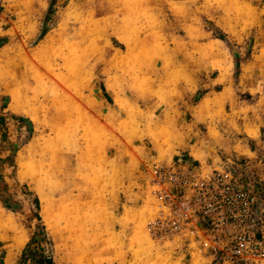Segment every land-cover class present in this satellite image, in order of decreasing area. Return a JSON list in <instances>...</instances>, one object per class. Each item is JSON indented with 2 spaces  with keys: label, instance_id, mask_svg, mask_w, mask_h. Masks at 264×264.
Segmentation results:
<instances>
[{
  "label": "rangeland",
  "instance_id": "rangeland-1",
  "mask_svg": "<svg viewBox=\"0 0 264 264\" xmlns=\"http://www.w3.org/2000/svg\"><path fill=\"white\" fill-rule=\"evenodd\" d=\"M221 2L0 0V231L10 234L4 244L11 255L3 262L0 249L1 264H36L21 258L31 239L30 251L51 257L53 264H125L124 252L107 254L124 246L133 253V264H161L160 257L149 259L160 249L195 250L212 256L210 264H229L202 233L213 227L216 213L206 214L197 194L180 185H170L175 200L162 205L154 194L159 189L156 167L198 173L213 187L212 201L224 188L255 197L257 212L246 224L264 248V73L251 66L241 75L259 50L254 44H264V30L243 33L240 44L227 38L205 13L207 3L217 13ZM236 3L230 1L229 7ZM200 31L225 39L229 55L216 46L190 47L187 41L207 39ZM209 62L212 71L203 72ZM184 67L198 73L186 105L177 92L188 85ZM97 95L113 103V123H89ZM169 97L182 106L164 111ZM72 106H83L84 117L75 116ZM188 124L194 139L205 140L204 146L213 143L210 153L216 160L199 163L181 156L163 164L166 151L159 150L156 158L150 142L169 148L185 137L183 126ZM255 129H260L258 143L247 140ZM112 146L113 156L124 153L131 159L127 169L136 170L134 190L124 187L118 202L134 206L137 222L119 244L99 239L103 214L95 190ZM242 147L255 156L240 153ZM183 200L192 205L201 230L151 235L149 224L175 220L177 202ZM121 211L114 209L115 214ZM228 222L227 228L237 231L236 222ZM251 264L261 263L254 259Z\"/></svg>",
  "mask_w": 264,
  "mask_h": 264
},
{
  "label": "crops",
  "instance_id": "crops-1",
  "mask_svg": "<svg viewBox=\"0 0 264 264\" xmlns=\"http://www.w3.org/2000/svg\"><path fill=\"white\" fill-rule=\"evenodd\" d=\"M221 4L216 6L217 13L213 12L211 5L206 4V15L214 22L215 26L226 35L227 38H232L234 41H237L238 44H240V39L243 40V37H245L247 33L249 32H257L264 30V2L262 0H236L237 7L230 8L229 4L230 1L235 0H222ZM205 2V0H204ZM245 33V34H243ZM201 36L207 37L204 41L201 42H194V41H187V44L190 45V47H193L194 44L205 46V47H213L216 46L219 51L223 55H229L227 48L225 47L223 41L214 38L212 36V32H203L200 31ZM259 47V50L257 52H253L252 59H248L245 62V66L241 68L242 72L241 75L246 76V71L249 69V67L254 66L255 70H261V72L264 73V44L259 42L257 45L254 44V48ZM229 62V61H228ZM182 65V62H178ZM209 66V67H208ZM206 68L203 69V72H209L212 71L210 67V62L205 65ZM176 68H178L176 66ZM183 73L187 75L186 80H188V85L180 86L179 90L177 92L180 94L181 98L183 99V104H187L188 100L193 96L195 90H196V80H197V70H194L193 68H187L184 67ZM253 69V70H254ZM252 70V69H251ZM111 96V95H110ZM112 98V97H110ZM169 104L168 109H164V111L168 110H178L180 107L177 106L179 103V99L176 98H168ZM97 105L92 107V110L90 111L91 117L89 120V123L93 126H103L107 122L113 123V103L108 104L105 103V100L97 95ZM172 104V105H170ZM48 105H51L50 103ZM75 111V114L72 109L69 111V113L74 114L75 116L81 115V117H84V109L83 106H72ZM188 110H192L193 106H188ZM195 108V107H194ZM200 108V105L196 107L195 111L197 113V116H199V112H197V109ZM167 113V112H166ZM184 113V112H182ZM53 112L50 110L49 116L52 118ZM190 115L191 112H190ZM168 116L170 117L168 112ZM89 117V116H88ZM53 120V118H52ZM191 125L183 126V128H186L187 131H184L185 137L182 140L179 141H173L169 148H164L160 144L161 142H150L152 144L151 149L154 151H157V154L155 155L156 158H158V153L163 149L166 151V154L162 157L163 164L167 165L172 163L177 157H185L191 161H198L201 163L200 160L203 162H208L210 158L215 159L214 156H211L210 150L213 149L212 147H209L213 143H209L204 146L205 140H196L193 138V131L190 132L188 129ZM192 130V127H191ZM261 139L260 129H255L253 135H247V140L250 142L258 143L257 141ZM264 142V140H263ZM207 147V148H204ZM214 147V146H213ZM120 149V147H119ZM160 150V151H159ZM107 154L105 156V164H102V175L97 176V180L95 181V190L98 192V207L101 210V214H103V217H100L102 227L101 231L99 232V239H113V241L117 244L120 242L123 243L128 237L131 235V231L133 229V223H136V217L132 213L133 205L128 203H122L118 202L120 197V192L123 191V188H126L127 192H132L134 190V186L132 183V179L134 175H136V170L134 169H127L130 165L131 159L125 158V154L120 152L117 155L113 156V146L107 149ZM197 152V153H196ZM240 153H244L246 155H252L255 156V152H253L249 147H242V150ZM195 154L199 155L200 159L195 157ZM149 154L145 155V158L148 157ZM160 155V154H159ZM245 155V156H246ZM113 165L118 167L119 169L113 170ZM137 177V176H135ZM85 178L84 182L86 183ZM138 186V185H137ZM120 207L122 209L119 214L114 213V209H117ZM132 213L128 217L126 216V213ZM3 228V227H2ZM10 236V234L7 231H0V249L4 250V257L2 258L3 262H6V259L8 257H11L10 250L7 248L6 244L4 242L7 240V238ZM13 236V234H12ZM30 237H27L26 240L23 239V241H19L18 246H21L23 243L26 244L29 241ZM22 242V243H21ZM128 243L125 242V245ZM124 246V248H115L110 250L107 254L108 255H119L121 252L122 255H126L128 259H126L125 264H133V253L127 251V247ZM126 249V251H125ZM193 254H196L195 258H193ZM187 255L189 258H186ZM150 256V255H149ZM160 257L161 264H210L213 257L205 255L203 253H199L194 251H191L190 253L183 254L182 250H163L160 249L159 251H156L151 254L149 259H153V257Z\"/></svg>",
  "mask_w": 264,
  "mask_h": 264
},
{
  "label": "built area",
  "instance_id": "built-area-1",
  "mask_svg": "<svg viewBox=\"0 0 264 264\" xmlns=\"http://www.w3.org/2000/svg\"><path fill=\"white\" fill-rule=\"evenodd\" d=\"M155 179L159 189L154 191V194L162 205L164 201L175 200L170 193V185H180L197 194L196 202L203 206L206 214L216 213L214 217H211L213 227L202 231L207 235L211 246L217 248L215 254L223 256V260L229 264H235L237 261L241 264H251L254 259L264 264L263 241L255 240L253 228L246 224L254 220L257 212L255 197L235 194L229 188H224L219 192L220 198L212 201L213 187L210 183L203 181L198 173H193L189 169L181 171L174 168L156 167ZM176 207L178 216L174 218L175 220L166 221L161 218L149 224L151 235L155 238H164L173 234L178 235L183 229L190 234L201 230L190 202L184 200L177 202ZM232 219L237 224V231L227 228L228 220ZM232 227L235 229V226Z\"/></svg>",
  "mask_w": 264,
  "mask_h": 264
},
{
  "label": "trees",
  "instance_id": "trees-1",
  "mask_svg": "<svg viewBox=\"0 0 264 264\" xmlns=\"http://www.w3.org/2000/svg\"><path fill=\"white\" fill-rule=\"evenodd\" d=\"M220 39L221 40H225L223 38H220ZM18 120L24 121L25 119L19 117ZM1 121H2V119H1ZM35 200H36V205L38 206V201H37V199H35ZM1 202H2V204L4 205V207L6 209L10 210V207H8V205H6V203L4 201H1ZM31 241H32V239H31ZM30 242L27 244L26 248L22 252L21 258L23 260H25V257H28V258H31V260H34V262L36 264H53V261H52L51 257H47V256H45L43 254L42 255H37L35 251H30V249H29ZM27 252H29L28 256L26 255Z\"/></svg>",
  "mask_w": 264,
  "mask_h": 264
}]
</instances>
